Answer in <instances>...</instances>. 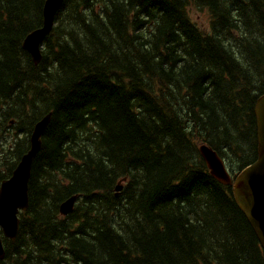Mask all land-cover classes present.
Returning <instances> with one entry per match:
<instances>
[{
    "label": "trees",
    "instance_id": "trees-1",
    "mask_svg": "<svg viewBox=\"0 0 264 264\" xmlns=\"http://www.w3.org/2000/svg\"><path fill=\"white\" fill-rule=\"evenodd\" d=\"M45 1L0 0V185L52 114L0 264H264L199 151L258 157L264 0H64L37 64Z\"/></svg>",
    "mask_w": 264,
    "mask_h": 264
},
{
    "label": "water",
    "instance_id": "water-1",
    "mask_svg": "<svg viewBox=\"0 0 264 264\" xmlns=\"http://www.w3.org/2000/svg\"><path fill=\"white\" fill-rule=\"evenodd\" d=\"M64 0H46L44 5L43 26L32 31L24 40V48L33 56L36 63L41 61L40 45L46 35L52 30L56 14ZM51 113L45 115L34 126L30 136V149L21 157L11 176L2 181L0 186V230L3 235L17 239L20 226L19 214L27 210L29 205V181L35 157L42 146V136L51 121ZM255 116L258 134L257 160L243 169L232 185V193L241 208L259 242L264 249V95L260 96L255 105ZM212 176L220 183H231L229 172L224 161L216 151L206 144L200 146ZM118 186L117 190H121ZM76 201V196L66 199L60 206L63 214L70 213ZM5 258V248L0 233V259Z\"/></svg>",
    "mask_w": 264,
    "mask_h": 264
},
{
    "label": "bare ground",
    "instance_id": "bare-ground-1",
    "mask_svg": "<svg viewBox=\"0 0 264 264\" xmlns=\"http://www.w3.org/2000/svg\"><path fill=\"white\" fill-rule=\"evenodd\" d=\"M43 6H44V5H43ZM42 13H43V12H42ZM55 24H56V23H55ZM57 24H58V23H57ZM57 24H56V25H57ZM41 25H42V24H41ZM40 27H41V26H40ZM261 95H262V94H261Z\"/></svg>",
    "mask_w": 264,
    "mask_h": 264
},
{
    "label": "rangeland",
    "instance_id": "rangeland-1",
    "mask_svg": "<svg viewBox=\"0 0 264 264\" xmlns=\"http://www.w3.org/2000/svg\"><path fill=\"white\" fill-rule=\"evenodd\" d=\"M195 18H197L196 15H195Z\"/></svg>",
    "mask_w": 264,
    "mask_h": 264
}]
</instances>
